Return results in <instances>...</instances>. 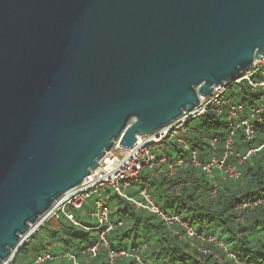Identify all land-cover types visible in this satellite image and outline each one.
Segmentation results:
<instances>
[{
  "label": "water",
  "instance_id": "1",
  "mask_svg": "<svg viewBox=\"0 0 264 264\" xmlns=\"http://www.w3.org/2000/svg\"><path fill=\"white\" fill-rule=\"evenodd\" d=\"M264 55V0H0V264L116 143Z\"/></svg>",
  "mask_w": 264,
  "mask_h": 264
},
{
  "label": "trees",
  "instance_id": "2",
  "mask_svg": "<svg viewBox=\"0 0 264 264\" xmlns=\"http://www.w3.org/2000/svg\"><path fill=\"white\" fill-rule=\"evenodd\" d=\"M230 94L233 100L244 102L253 96L247 84ZM256 127L252 139H247L241 128L235 131V152L228 155V162L237 167L239 177H222L218 169L211 176L192 164L170 174L163 165L162 169L145 168L126 189L129 197L142 201L140 191L146 188L161 209L178 215L201 237L213 236L218 242L195 237L196 246L184 224L167 223L157 213L107 188L104 194L115 224L105 232L108 245L99 244L95 255L88 249L101 240L103 231L91 215L98 197L93 194L80 208L71 207L70 216L77 223L59 212L20 247L9 264H75L65 253L73 255L77 264H264V123ZM229 132L226 115L209 111L188 123L186 136L191 149L207 161L213 152L223 155ZM204 136L217 137L212 152ZM250 148L257 150L239 164L236 153L244 155ZM168 156L171 160L189 158L190 152L173 143ZM42 229L46 232L40 234ZM110 250L126 251L128 255L119 254L110 262ZM44 253L53 258L36 262Z\"/></svg>",
  "mask_w": 264,
  "mask_h": 264
},
{
  "label": "built area",
  "instance_id": "3",
  "mask_svg": "<svg viewBox=\"0 0 264 264\" xmlns=\"http://www.w3.org/2000/svg\"><path fill=\"white\" fill-rule=\"evenodd\" d=\"M243 84L250 85L251 87V92L253 93L251 101L244 102L233 100V95H231L230 92H239ZM209 111L217 115L225 114L230 132L224 142L225 150L223 155L218 156L213 152L211 158L207 161H202L198 157L196 150L191 149L186 135L188 123L199 116L207 114ZM258 123H264V55H261L259 59H255L253 65L238 78L225 82L223 86L216 87L212 95L202 96L200 98L199 107L190 112H185L182 116L152 134L138 136L133 147H124L116 143L99 161L98 167L91 171L80 185L66 192L54 203L52 208L32 226L31 231L25 236L24 240H27V238L44 226L48 220L56 217L59 212L66 214L77 223V221L70 216L71 207L80 208L85 199L93 194H97L96 208L91 212V215L98 220V227H103V231L100 235L101 240L88 248L93 252V255H95L99 248V244L108 245L105 232L110 231L115 226L110 219L107 196L104 194L107 188H113L119 195L132 200L137 206L147 208L157 213L167 221V223L177 221L184 224L187 228L189 237L192 239V243L198 246V244L194 242V238H199L201 236L187 223L182 222L178 215L171 216L161 209L154 202L146 188L140 191L143 196L142 201L129 197L126 193V189L132 185L134 180H137L140 173L145 168L154 169L160 167V169H162L163 165L169 168L170 174L178 168H183L192 164L203 169L211 176L214 170L218 169L222 172V177H225V175L229 177H239L240 172L237 167L228 162V155L235 152V131L241 128L245 137L247 139H252L256 134V125ZM203 139L210 143V151L212 152L217 142V137L204 136ZM173 143L180 144L183 148L188 150L190 152L189 158L178 156L176 159L171 160L168 156V152L171 150ZM256 150V148H250L244 155L236 153L239 157V164L248 159ZM256 203L257 202L253 204L244 203L241 207L252 206ZM118 224H121V222ZM201 238L202 241L207 239L209 241L213 240L218 242L213 236H202ZM119 254L128 255L126 251L116 252L110 250V262H113L115 256ZM65 255L73 259L74 263L77 264V260L73 255L69 253H65ZM51 258H53V256L49 253H44L37 257L36 262Z\"/></svg>",
  "mask_w": 264,
  "mask_h": 264
},
{
  "label": "rangeland",
  "instance_id": "4",
  "mask_svg": "<svg viewBox=\"0 0 264 264\" xmlns=\"http://www.w3.org/2000/svg\"><path fill=\"white\" fill-rule=\"evenodd\" d=\"M53 224H56V222H53ZM38 231V230H37ZM36 231V232H37ZM46 232V230L45 229H42V231H41V233L40 234H42V233H45ZM29 239H33V236L31 235L29 238H27V240H24V242H23V244L22 245H24ZM222 245V244H221Z\"/></svg>",
  "mask_w": 264,
  "mask_h": 264
}]
</instances>
